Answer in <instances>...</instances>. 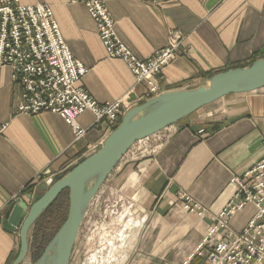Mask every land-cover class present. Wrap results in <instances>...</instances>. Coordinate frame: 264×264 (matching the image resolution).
<instances>
[{
  "label": "crops",
  "instance_id": "obj_1",
  "mask_svg": "<svg viewBox=\"0 0 264 264\" xmlns=\"http://www.w3.org/2000/svg\"><path fill=\"white\" fill-rule=\"evenodd\" d=\"M19 1L51 7L71 54L86 67L79 85L98 103L125 99L124 113L148 99L152 84L151 96L191 89L216 72L264 57V0H102L118 37L138 57L164 47L170 30L182 35L172 61L154 80L141 82L123 61L107 57L81 2ZM19 93L10 68L0 67V264H11L19 249L16 231L2 224L8 206L43 192L50 178L91 154L110 133L105 121L96 123L85 111L77 117L85 133L76 140L55 113L17 112ZM144 141L106 180L109 190L129 196L131 231L113 264H183L233 196L231 178L264 157V87L226 95ZM181 193L204 208L202 216L184 209ZM252 213L246 205L232 215L231 226L240 230ZM201 262L195 256L190 264Z\"/></svg>",
  "mask_w": 264,
  "mask_h": 264
},
{
  "label": "built area",
  "instance_id": "obj_2",
  "mask_svg": "<svg viewBox=\"0 0 264 264\" xmlns=\"http://www.w3.org/2000/svg\"><path fill=\"white\" fill-rule=\"evenodd\" d=\"M72 1L81 2L93 19L107 57L123 61L137 82L154 80L178 53L182 35L170 30L164 47L148 57H138L118 37L104 1ZM2 66L10 68L12 81L20 87L15 109L19 113H55L70 126L76 140L85 132L77 122L85 111L92 113L96 121L104 120L111 129L119 123L125 99L98 103L79 85L86 67L71 54L48 4L0 0ZM155 90L152 84L147 98ZM230 181L235 185L233 196L207 225L201 241L183 264H190L195 256L201 264H264V157ZM180 196L185 210L203 215L204 208L198 202L184 193ZM248 204L253 207L252 215L240 230L234 229L230 224L232 215Z\"/></svg>",
  "mask_w": 264,
  "mask_h": 264
},
{
  "label": "water",
  "instance_id": "obj_3",
  "mask_svg": "<svg viewBox=\"0 0 264 264\" xmlns=\"http://www.w3.org/2000/svg\"><path fill=\"white\" fill-rule=\"evenodd\" d=\"M262 87L264 57L247 66L216 72L195 88L162 92L127 110L96 151L75 163L58 179L50 178L44 193L27 197L31 203L19 199L4 211V229H19V249L11 264H22L29 249L28 233L31 226L63 191H67L66 216L31 264H69L89 204L137 141L158 133L226 95L249 93ZM133 98L131 95L126 101L130 102Z\"/></svg>",
  "mask_w": 264,
  "mask_h": 264
},
{
  "label": "rangeland",
  "instance_id": "obj_4",
  "mask_svg": "<svg viewBox=\"0 0 264 264\" xmlns=\"http://www.w3.org/2000/svg\"><path fill=\"white\" fill-rule=\"evenodd\" d=\"M14 109H16V104L14 106ZM123 114L124 112L120 117L119 123ZM95 122L97 123L99 121H96L95 119ZM108 126L109 131L111 132L114 128L111 129V126ZM1 127L3 129V126ZM102 142L100 143V146L102 145ZM143 143H146L144 139L137 141L123 156V158H125L128 153H138V151L142 149L140 144L143 145ZM86 156L79 158L77 162H79ZM123 158L120 160L118 165L124 162ZM73 165H70L68 168L59 171V173L55 175L53 179L56 180L59 177L63 176ZM106 180L102 184V188H100L102 189V192L98 191V193L93 198L94 200H92V203L89 204L84 214L72 249L69 264H113L120 257H122L121 254L123 252V249L127 246L126 239L131 231V225H128L129 223H127V217L129 216L127 208L129 196L124 194L122 189L112 188L109 190V188L107 187H109L108 184L110 182H107ZM46 189L47 186L44 188V191ZM44 191L39 194L37 193L36 195L40 196L42 193H44ZM31 202V200H28V203ZM67 206L68 200L66 202L60 201L59 204H57V206L52 209V214L48 217L49 219H40L39 221L34 222L28 233L29 249L22 264H31L33 261H35L32 245L36 234L39 231V233L37 234V241L38 243H41L43 242L44 237L47 238L49 235L54 233V230L57 228L59 221L61 219L64 220L66 216ZM14 230L19 237V229L15 228ZM43 234L45 236L41 237V235Z\"/></svg>",
  "mask_w": 264,
  "mask_h": 264
},
{
  "label": "trees",
  "instance_id": "obj_5",
  "mask_svg": "<svg viewBox=\"0 0 264 264\" xmlns=\"http://www.w3.org/2000/svg\"><path fill=\"white\" fill-rule=\"evenodd\" d=\"M60 201H64V202H66L67 201V191H63L42 213H41V215L37 218V220L36 221H39L40 219H45L46 220V218L47 219H49L48 217L49 216H51V214H52V209L55 207V206H57V204H59V202ZM50 213V214H49ZM48 222V221H47ZM63 222V219H61L60 221H59V224H58V226H57V228L60 226V224ZM57 228L54 230V233H55V231L57 230ZM38 233H39V231H38ZM37 233V234H38ZM54 233H52L51 235H49L47 238L46 237H44L45 235L43 234V235H41V237H44L43 238V242H41V243H38V241H37V234H36V237H35V239H34V241H33V250H34V258L36 259L40 254H41V252H42V250H43V248L45 247V245L49 242V240L51 239V237L53 236V234Z\"/></svg>",
  "mask_w": 264,
  "mask_h": 264
}]
</instances>
